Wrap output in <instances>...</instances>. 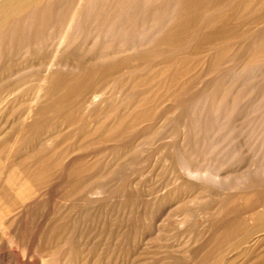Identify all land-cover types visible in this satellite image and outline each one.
<instances>
[{"label":"rangeland","instance_id":"rangeland-1","mask_svg":"<svg viewBox=\"0 0 264 264\" xmlns=\"http://www.w3.org/2000/svg\"><path fill=\"white\" fill-rule=\"evenodd\" d=\"M188 1L95 0L48 75L76 0H44L1 34L0 79L16 90H0V264L264 263V0H211L186 32Z\"/></svg>","mask_w":264,"mask_h":264},{"label":"bare ground","instance_id":"bare-ground-1","mask_svg":"<svg viewBox=\"0 0 264 264\" xmlns=\"http://www.w3.org/2000/svg\"><path fill=\"white\" fill-rule=\"evenodd\" d=\"M43 1L44 0H0V36H1V34L2 33H5L6 31H9L11 28L10 27H15V26H10V25H17L16 27H18V28H22V26H26V23L28 22L27 20H25V21H22L21 20V17H22V15L23 14H27V13H29V12H32V13H34V10H35V8H37V7H43L42 6V3H43ZM175 2H176V0H174ZM183 1V0H182ZM186 1H188V0H186ZM192 1V5L190 6V8L192 9V8H194V9H190V11H192V12H190V13H188V14H183L182 16H177V20L176 21H178V24L177 25H179V27L178 26H176L177 27V29L178 28H181L180 26H187V27H189V30L191 29V28H193L192 26L194 25L193 23H192V21H194L196 18H198L199 16H198V13L200 12V10H199V8H204V7H206V6H208L210 3V1L211 0H191ZM214 1H217V0H213V2ZM218 1H221V0H218ZM249 1H251V0H249ZM248 1V2H249ZM58 2V1H57ZM222 2V1H221ZM225 2V1H224ZM226 2H227V0H226ZM258 2V1H257ZM188 3H189V1H188ZM207 3H208V5H207ZM215 3V2H214ZM218 3V2H217ZM223 3V2H222ZM221 3V4H222ZM228 3H230L231 4V2L228 0ZM252 3V2H251ZM263 3V2H262ZM181 4H182V2H181ZM186 4H187V2H186ZM226 4V3H225ZM247 4V3H246ZM245 3H244V5H246ZM46 5V4H45ZM91 6L90 8H91V11H86L87 9H86V7L87 6ZM173 5H175V3L173 4ZM183 5V4H182ZM206 5V6H205ZM212 5H214V4H212ZM216 6V5H215ZM220 6V5H219ZM232 6V5H231ZM230 6V7H231ZM238 6H240V5H238ZM238 6H233L234 8L235 7H237V8H239ZM242 6H243V4H242ZM264 6V5H263ZM95 7H96V3H95V0H76V2L74 3V5L72 6V8H71V10H69V12H68V15H67V18L66 19H64V21H65V23H64V25H62V29H61V31L59 32V34H58V37H57V39H56V44H55V47L53 48V50H52V53H51V57H50V60L47 62V64H45L44 66H45V71H44V73L46 72V74L48 75V73L50 74V72H51V69H52V67H55V65L56 66H58V67H60V65L58 64V61H57V59H56V56L57 55H59V53L63 50V48L67 45V41L71 38V37H73V36H75V34H76V32L77 31H79L84 25H85V23H87V21H89V20H91V15L90 14H92L93 12H94V10H95ZM163 7V6H162ZM184 7V6H183ZM186 7V6H185ZM226 7V6H225ZM232 7V8H233ZM249 7L250 6H248V9H249ZM253 7V6H252ZM257 7V6H256ZM255 7V8H256ZM258 7H260V3L258 4ZM262 7V6H261ZM130 8V7H129ZM207 8V7H206ZM229 8V7H228ZM245 8V7H244ZM43 9L44 8H42L41 9V13L39 14V16H40V18L43 16ZM131 9V8H130ZM175 9V8H174ZM178 9H180V8H178ZM185 9V8H184ZM196 9H198L199 11L198 12H196ZM208 9V8H207ZM206 9V10H207ZM188 10V9H187ZM210 10V9H209ZM215 10H218L217 8L215 9ZM214 10V11H215ZM239 10H240V8H239ZM250 10H251V8H250ZM249 10V11H250ZM261 10V9H260ZM161 11V10H160ZM184 11V10H183ZM182 11V12H183ZM189 11V10H188ZM255 11V10H254ZM171 12V11H170ZM182 12H180V13H182ZM203 12V11H202ZM210 12H212V11H210ZM108 13V12H107ZM187 13V12H186ZM176 14H178L177 13V10H176ZM203 14V13H202ZM201 14V15H202ZM263 14V13H262ZM55 15H56V13L54 14V17H55ZM261 15V14H260ZM30 16V15H29ZM174 16V18H175V15H173ZM97 17V16H96ZM173 18V17H172ZM204 18H205V16H204ZM208 18H210V17H208ZM259 18V17H258ZM261 18H262V16H261ZM261 18H259V19H261ZM206 21L207 20H212V18H210V19H205ZM30 22H31V20H30ZM41 22L42 21H40V24H41ZM210 21H208V23H209ZM228 22V21H227ZM12 23V24H11ZM14 23V24H13ZM201 23V22H200ZM204 23H206V22H204ZM212 23H214V21L212 22L211 21V25L213 26V24ZM220 23V22H219ZM30 24V23H29ZM210 24V23H209ZM209 24L207 25V26H209ZM221 24V23H220ZM28 25V24H27ZM51 25H52V23H51ZM191 25V26H190ZM223 25V27H224V24H222ZM222 25H220V26H222ZM41 26V25H40ZM48 26V25H47ZM46 26V27H47ZM94 26V25H93ZM211 26V27H212ZM187 27H184V28H187ZM191 27V28H190ZM198 27H200V26H198ZM210 27V26H209ZM17 28V29H18ZM14 29V28H13ZM33 29V28H32ZM183 28H181V30H182ZM194 29V28H193ZM223 29V28H222ZM19 30V29H18ZM42 30V29H41ZM174 30H176V28L175 29H173V31ZM180 30V31H181ZM184 30V29H183ZM11 31V30H10ZM13 31V30H12ZM48 31V30H47ZM46 31V32H47ZM94 31V30H93ZM142 31V30H141ZM177 31H179V30H177ZM176 31V32H177ZM184 31H186V30H184ZM191 31V30H190ZM198 31V30H197ZM202 31V30H201ZM213 31V30H212ZM212 31L209 33L210 34V38H211V36L212 35H215L217 32L216 31H218V30H216L215 32L213 31V33H215V34H212ZM183 32V31H182ZM182 32H177L179 35H183L184 34V32H183V34H182ZM186 32H188V28H187V31ZM191 32H193V31H191ZM195 32V31H194ZM220 32V31H219ZM11 33V32H10ZM10 33H8V34H6V36L5 37H9L8 39H12V37H11V35H9ZM140 33V32H139ZM138 33V35H140ZM205 35L207 34V32L206 33H204ZM203 34V35H204ZM209 34H207V36H209ZM219 34V33H218ZM9 35V36H8ZM14 35V34H13ZM95 35V34H94ZM138 35H137V37H138ZM167 35V34H166ZM178 35V36H179ZM191 35V34H190ZM189 35V36H190ZM219 35H221V33L219 34ZM16 36V35H15ZM127 36V35H126ZM187 36V35H186ZM186 36H184V37H186ZM207 36H206V39H208L207 38ZM225 36V35H224ZM4 37V38H5ZM142 37V36H141ZM140 37V38H141ZM216 37V36H215ZM14 38V37H13ZM175 38V37H174ZM174 38H172V39H174ZM180 37H178V38H176V39H179ZM190 38V37H189ZM209 38V39H210ZM212 38H213V36H212ZM211 38V39H212ZM6 39V38H5ZM14 39H16V38H14ZM110 39H112V38H110ZM216 39V38H215ZM1 40V39H0ZM13 40V39H12ZM48 40V39H47ZM54 40V39H53ZM161 40V39H160ZM168 40V39H167ZM169 40H170V37H169ZM168 40V41H169ZM130 41V40H129ZM180 41V40H179ZM204 41H206V40H204ZM207 41H209V40H207ZM211 41V40H210ZM167 42V41H166ZM170 43H173V41L171 42V40L169 41ZM3 43V42H2ZM163 43V42H162ZM1 44V43H0ZM166 44V43H165ZM168 44V43H167ZM183 44V43H182ZM175 46V45H174ZM176 46H178V45H176ZM106 47V46H105ZM133 47H135V45L133 46ZM116 48V47H115ZM136 48V47H135ZM113 49H114V47H113ZM130 49H131V47H130ZM121 51V50H120ZM124 51V50H123ZM126 52V51H125ZM124 52V53H125ZM129 52V51H128ZM39 53V52H38ZM117 53V52H116ZM123 53V52H122ZM40 56H41V50H40ZM39 54H37L38 56H39ZM45 54V53H44ZM35 55H36V53H35ZM36 55V58L38 59V56ZM39 56V57H40ZM106 56H108V55H106ZM105 57V56H104ZM33 58V57H32ZM122 58H124V57H122ZM42 59V58H41ZM124 60V59H123ZM37 61V60H36ZM46 61V60H45ZM116 61V60H115ZM141 61V60H140ZM38 62L40 63V60H38ZM37 63V62H36ZM44 63H46V62H44ZM119 63V62H118ZM124 63H126V61L124 62ZM58 64V65H57ZM144 64H146V63H144ZM115 65H117V64H115ZM127 65V64H126ZM141 65V64H140ZM38 66H40V64L38 65ZM112 66H114V65H112ZM143 66V65H142ZM142 66H140V67H142ZM117 67V66H116ZM120 67V66H119ZM122 67H124V65H122ZM42 68V67H41ZM121 68V67H120ZM127 68V67H126ZM126 68L125 69H123L122 71H124V70H126ZM139 68V67H138ZM109 69V68H108ZM141 69V68H140ZM143 69V68H142ZM11 70V68L10 67H8L6 70H5V73H6V71H8V73L7 74H9V71ZM107 70V69H106ZM114 70V69H113ZM117 70H119V68L117 67ZM128 70V69H127ZM132 70V69H131ZM4 71V70H3ZM3 71H1V73H0V75H2L3 73ZM112 71V70H111ZM121 71V72H122ZM143 71V70H142ZM11 72V71H10ZM13 72L14 71H12V74L10 73L9 74V76L10 75H14L13 74ZM115 72V71H114ZM125 72V71H124ZM130 72V71H129ZM53 73V72H52ZM108 73H111L110 71L108 72ZM128 73V72H127ZM127 73H124V74H127ZM7 74H4V75H7ZM45 74V75H46ZM104 74V73H103ZM119 74V73H118ZM112 75V74H111ZM110 75V76H111ZM115 75H116V73H115ZM104 76V75H103ZM109 76V77H110ZM14 77V76H13ZM47 77V76H46ZM1 78L2 79H0V90H5L6 92L9 90V91H15L16 90V87H14V85H13V87H8L6 84L7 83H9L8 81V78L9 77H7L6 79L8 80L7 81V83H5V79L1 76ZM11 78V77H10ZM15 78V77H14ZM14 78H13V80H14ZM49 78V77H48ZM113 78V77H112ZM49 79H51V78H49ZM62 80V79H61ZM42 81H44V80H42ZM51 81V80H50ZM60 80H58V82H59ZM105 81V80H104ZM12 83V82H11ZM14 84H15V82H13ZM46 83V82H45ZM62 83V82H61ZM51 84V83H50ZM59 84V83H58ZM57 84V85H58ZM8 85H10V84H8ZM16 85V84H15ZM50 86V85H49ZM67 86V85H66ZM81 86V84L79 85V83L76 81H74V82H72L68 87H67V89L70 91V94H71V91L72 90H76L77 89V91H78V89L79 88H81L80 87ZM8 87V88H7ZM60 87V86H59ZM79 87V88H78ZM106 87V86H105ZM121 87V86H120ZM124 87V86H123ZM7 88V89H6ZM18 88V87H17ZM58 90H60V89H58ZM96 91V90H95ZM91 92V93H89V95H87V97H84L85 99H83V102L84 103H86L87 105H89V104H93L95 101H97L98 99H99V96L102 94L101 93V91H97V92ZM121 91V90H120ZM2 92V91H1ZM4 92V91H3ZM64 91H62V93H63ZM85 92V91H84ZM64 93H66V92H64ZM13 94V93H12ZM69 94V95H70ZM80 94V93H79ZM85 94H86V92H85ZM10 95H11V93H10ZM9 95V96H10ZM81 95V94H80ZM1 96H2V94H1ZM7 96V95H6ZM8 96V97H9ZM63 96V95H62ZM85 96V95H84ZM13 97V96H12ZM11 97V98H12ZM70 96H67L66 98H69ZM65 98V97H64ZM72 98V97H71ZM79 98V97H78ZM83 98V97H82ZM13 99V98H12ZM78 100V99H77ZM5 101H6V97L5 96H3V97H0V105H3L4 103H5ZM54 101V100H53ZM67 101H68V99H67ZM60 102V101H59ZM58 102V103H59ZM81 102V101H80ZM55 103V102H54ZM78 104V103H77ZM76 104V105H77ZM54 107V106H53ZM211 109V108H210ZM213 112V111H212ZM223 114V113H222ZM43 161V160H42ZM43 162H45V161H43ZM40 164V163H39ZM44 168V167H43ZM42 168V169H43ZM46 168V167H45ZM37 169V168H36ZM40 169V168H39ZM185 174H187L188 176H190V177H193L194 179H196V180H205L206 179V177L207 176H209V174L211 173V171H210V173L208 174L207 172L205 173V172H201L200 170H195V169H191L190 167H189V165H187V166H185ZM35 170V169H34ZM47 170V169H46ZM49 170V169H48ZM40 171V170H39ZM77 171H79V170H77ZM184 171V170H183ZM209 171V170H208ZM23 172V171H22ZM31 172V171H30ZM37 172V171H36ZM45 172H47V171H45ZM70 172V171H69ZM261 172V171H260ZM39 173V172H38ZM41 173V172H40ZM43 173V172H42ZM42 173H41V175H42ZM48 173V172H47ZM71 173V172H70ZM78 173V172H77ZM27 174H29V173H27ZM46 174V173H45ZM44 174V175H45ZM79 174V173H78ZM9 175V174H8ZM22 174H20V176H21ZM32 175V178H33V175H34V173L33 174H31ZM30 175V176H31ZM54 175V174H53ZM75 175V174H74ZM12 176H14V175H12ZM24 176V175H23ZM37 177H38V175H36ZM75 176H77V174L75 175ZM79 176V175H78ZM42 177V176H41ZM17 178V177H16ZM18 178H19V176H18ZM17 178V179H18ZM22 178V177H21ZM26 178H27V176H26ZM31 178V179H32ZM36 178V177H35ZM32 179V180H36V179ZM51 178V177H50ZM10 179H13L12 177L10 178ZM30 179V180H31ZM38 179H41V178H38ZM36 180V181H39V180ZM68 179V178H67ZM70 179V178H69ZM7 180V179H6ZM6 180H4V181H6ZM24 180V179H23ZM25 180H27V179H25ZM31 180V181H32ZM15 181V180H14ZM6 182H9L8 180L6 181ZM27 182V185H28V181H26ZM26 182H23L24 183V185L26 184ZM46 182V181H45ZM79 182V181H78ZM11 183V182H10ZM14 183V182H13ZM21 183V182H20ZM19 183V185L21 186V184ZM23 183H22V185H23ZM73 183V182H72ZM252 183V182H251ZM5 184H9V183H5ZM30 184V183H29ZM63 184V183H62ZM27 185H25V186H27ZM37 186H38V184H36ZM41 185H43V184H41ZM71 185V184H70ZM24 186V187H25ZM34 186V185H33ZM39 186H40V184H39ZM13 187H14V185H13ZM12 187V188H13ZM16 187H18V186H16ZM30 187H32V186H30ZM72 187V186H71ZM81 187H83V185L81 186ZM23 187H18L17 189H22ZM35 188V187H34ZM38 188V187H37ZM77 188V187H76ZM9 189V188H8ZM39 189V188H38ZM43 189V188H42ZM71 189V188H70ZM11 190V189H10ZM14 190V189H13ZM12 190V191H13ZM40 190V189H39ZM79 190H81V188H79ZM15 191V190H14ZM13 191V193L14 194H12V196L14 197L13 199H11L12 200V202L15 200V192ZM20 191V193H21V190H19ZM35 191H37V190H35ZM70 191V190H69ZM7 192V191H6ZM77 192H78V189H77ZM92 192V191H91ZM9 193V192H8ZM27 193V192H26ZM39 193V192H38ZM41 193V192H40ZM69 193V192H68ZM68 193H67V195H68ZM96 193V192H95ZM5 194V193H4ZM21 194H23V192L21 193ZM21 194H19L20 196H22ZM29 194V193H28ZM27 194V195H28ZM33 194V193H32ZM37 194V193H36ZM74 195L75 194V192L74 193H71V195ZM77 194V193H76ZM90 194V193H89ZM249 194V193H248ZM8 195V194H7ZM18 195V194H17ZM16 195V196H17ZM26 195V196H27ZM40 195V194H39ZM93 195H95V194H93ZM252 195V194H251ZM9 196V195H8ZM7 196V197H8ZM32 196H34V195H32ZM88 196V195H87ZM92 196V195H91ZM96 196H97V194H96ZM17 197H19V196H17ZM16 197V199L17 200H15V202H17L18 201V199L19 198H17ZM71 196H69L68 197V199L70 198ZM249 197V196H248ZM247 197V198H248ZM11 198V197H10ZM23 198V197H22ZM29 198V197H28ZM31 198V197H30ZM38 198V197H37ZM37 198H36V200H37ZM66 199H67V197H65ZM67 199V200H68ZM21 200H23V199H21ZM27 200V199H26ZM257 200H259V199H257ZM10 201V200H9ZM28 201V200H27ZM31 201V200H30ZM33 201V200H32ZM64 201V200H63ZM242 201H243V199H242ZM242 201H241V203H242ZM62 202V201H61ZM60 202V203H61ZM66 202V201H65ZM72 202V201H71ZM18 203H20V202H18ZM36 203V202H35ZM67 203V202H66ZM94 203V202H93ZM21 204V203H20ZM24 204V203H23ZM81 204H84L83 202L81 203ZM95 204V203H94ZM22 205V204H21ZM63 205H65V204H63ZM264 206V204H261V207H263ZM52 206V205H51ZM68 206V205H67ZM244 206V205H243ZM23 207V206H22ZM70 207V206H69ZM83 207V206H82ZM252 207H253V205H252ZM52 208V207H51ZM72 208V207H71ZM73 208H75V207H73ZM264 208V207H263ZM261 209V211H263L264 209ZM18 209V208H17ZM60 209H61V207H60ZM69 209V208H68ZM2 210V209H1ZM0 210V211H1ZM5 210V209H4ZM16 210V209H15ZM14 210V211H15ZM96 210H97V207H96ZM253 210V209H252ZM24 211V210H23ZM52 211V210H51ZM59 211V210H58ZM69 211H71V209L69 210ZM68 211V212H69ZM96 212V211H95ZM9 213H11V212H9ZM60 212H58V214H59ZM66 213V212H65ZM70 213V212H69ZM68 213V214H69ZM218 213V212H217ZM52 214H53V212H52ZM57 214V213H56ZM67 214V215H68ZM250 214V213H249ZM255 214V213H254ZM262 214V213H261ZM1 215V214H0ZM64 215H66V214H64ZM74 215H75V213H74ZM5 216V215H4ZM249 216V215H248ZM247 216V217H248ZM262 216H264V211H263V215ZM51 217V216H50ZM54 217V216H53ZM59 217V216H58ZM74 217V216H73ZM82 217V216H81ZM246 217V216H245ZM14 218V217H13ZM66 218H68V217H66ZM212 218V217H211ZM210 218V219H211ZM215 218H216V216H215ZM220 218V217H219ZM250 218V217H249ZM4 219V218H3ZM52 219V218H51ZM61 219V218H60ZM65 219V218H64ZM97 219V218H96ZM62 220V219H61ZM212 220H214V219H212ZM211 220V221H212ZM263 220V219H262ZM98 221V220H97ZM96 221V222H97ZM264 221V220H263ZM45 222H47V221H45ZM48 222H49V220H48ZM62 222V221H61ZM65 222V221H64ZM73 222V221H72ZM86 222H87V220H86ZM94 222H95V220H94ZM93 222V223H94ZM110 222V221H109ZM108 222V224L110 225V223ZM261 222V221H260ZM12 223V222H11ZM44 223V222H43ZM81 223H82V219H81ZM100 223H102L103 224V222L101 221ZM105 223V222H104ZM112 223V222H111ZM187 223V222H186ZM246 223V222H245ZM249 223V222H248ZM3 224V223H2ZM1 224V225H2ZM91 224H92V222H91ZM106 225H107V223H105ZM195 224V223H194ZM43 225H45V224H43ZM50 225H52V224H50ZM58 225V224H57ZM88 225V224H87ZM99 225H101V224H99ZM200 225V224H199ZM201 225H203V224H201ZM214 225V224H213ZM8 226V225H7ZM6 226V227H7ZM35 226V225H34ZM55 226V225H54ZM71 226V225H70ZM96 226H97V224H96ZM95 226V227H96ZM108 226V225H107ZM177 226V225H176ZM193 226V225H192ZM260 226V225H259ZM51 227V226H50ZM73 227V226H72ZM80 228H81V226H79ZM94 227V225H92V227L91 228H93ZM100 227V226H99ZM109 227V226H108ZM199 227V226H198ZM201 227V226H200ZM234 227H236V226H234ZM19 228V227H18ZM44 228V227H43ZM84 228V227H83ZM90 228V227H89ZM101 228V227H100ZM107 228V227H106ZM109 228H111V227H109ZM193 228V227H192ZM218 228V227H217ZM240 228V227H239ZM246 228V227H245ZM23 229V228H22ZM41 229V228H40ZM70 229V228H69ZM86 229V228H85ZM157 229V228H156ZM200 229V228H199ZM14 230H16L15 228H14ZM73 230V229H72ZM89 230H91V229H89ZM197 230H198V228H197ZM211 230V229H210ZM219 230H220V228H219ZM11 231V230H10ZM23 231V230H22ZM60 231H61V229H60ZM88 231V230H87ZM206 231V230H205ZM209 231V230H208ZM214 231V230H213ZM233 231H236V230H233ZM259 231V230H258ZM258 231H256V232H258ZM262 231V230H261ZM41 232V231H40ZM43 232V231H42ZM41 232V233H42ZM53 232V231H52ZM62 232H64V230L62 229ZM70 232V231H69ZM90 233L92 232V231H89ZM88 232V233H89ZM96 232H97V230H96ZM221 232V231H220ZM222 232H223V230H222ZM18 233V232H17ZM22 233V232H21ZM66 233H68V232H66ZM89 233V234H90ZM197 233V232H196ZM210 233V232H209ZM215 233V232H214ZM213 233V234H214ZM225 233V232H224ZM252 233H254L253 231H252ZM12 234H14V233H12ZM24 234V233H23ZM53 234V233H52ZM94 234V233H93ZM212 234V235H213ZM220 234V233H219ZM233 234H235L234 232H233ZM46 235V234H45ZM57 235V234H56ZM71 235V234H70ZM77 235H79V234H77ZM196 236L198 235V234H195ZM228 235V234H227ZM230 235H232V234H230ZM243 235V234H242ZM18 236V235H17ZM44 236V235H43ZM51 236V235H50ZM99 236V235H98ZM216 236V235H215ZM262 236V235H261ZM37 237H39L40 238V235L39 236H37ZM47 237V236H46ZM46 237H45V239H46ZM58 237H59V235H58ZM70 237V236H69ZM79 237V236H78ZM186 237V236H185ZM199 237H200V235H199ZM221 237V236H220ZM245 237H246V235H245ZM11 238V237H10ZM19 238H20V236H19ZM18 238V239H19ZM43 238V237H42ZM41 238V239H42ZM82 238V237H81ZM88 238V237H87ZM96 238H98V237H96ZM202 238V237H201ZM211 238V237H210ZM239 238V237H238ZM259 238V237H258ZM38 239V238H37ZM59 239V238H58ZM84 239H85V237H84ZM195 239V238H194ZM216 239V238H215ZM242 239V238H241ZM244 239V238H243ZM246 239V238H245ZM22 240V239H21ZM28 239L26 238V241H27ZM39 240V239H38ZM37 240V241H38ZM48 240V239H47ZM56 240V239H55ZM66 240V239H65ZM79 240H81V239H79ZM86 240V239H85ZM184 240V239H183ZM182 240V241H183ZM197 240V239H196ZM199 240H200V238H199ZM223 240H226V239H224L223 238ZM234 240V239H233ZM235 240H236V238H235ZM23 241V240H22ZM26 241H25V243H26ZM46 241V240H45ZM64 241V240H63ZM74 241H75V239H74ZM77 242H78V239L76 240ZM84 241V240H83ZM220 241V240H219ZM240 241V240H239ZM255 241V240H254ZM254 241H253V243H254ZM24 242V241H23ZM207 242V241H206ZM220 242H222V240L220 241ZM237 243L238 241H234V243ZM249 242V241H248ZM29 243V242H28ZM38 243V242H37ZM78 243H80V242H78ZM194 243H197V241H195ZM205 243V242H204ZM222 243H224V242H222ZM22 244V243H21ZM34 244H35V242H34ZM42 244H43V242H42ZM45 244V243H44ZM52 244V243H51ZM54 244V243H53ZM53 244H52V246H53ZM182 244V243H181ZM183 244H185V243H183ZM221 244V243H220ZM245 244V243H244ZM19 245H20V243H19ZM23 245H24V243H23ZM39 245V244H38ZM77 245V244H76ZM76 245H75V248H76ZM81 245V244H80ZM34 246V245H33ZM36 246V245H35ZM211 246V245H210ZM214 246V245H213ZM216 246V245H215ZM215 246L213 247V248H215ZM253 246V245H252ZM257 246V245H256ZM263 246V245H262ZM17 247V246H16ZM24 247H26V246H24ZM40 247V246H39ZM42 247V246H41ZM90 247V246H89ZM96 247V246H95ZM222 247H223V244H222ZM226 247V246H225ZM224 247V248H225ZM241 247V246H240ZM32 248H34V247H32ZM65 248H67V247H65ZM87 248V247H86ZM97 248V247H96ZM133 248V247H132ZM203 248V247H202ZM233 248V247H232ZM35 249V248H34ZM63 249V248H62ZM88 249V248H87ZM207 249V248H206ZM217 249V248H216ZM245 249H247V247L245 248ZM250 249V248H249ZM47 250H49V249H47ZM46 250V251H47ZM51 250V249H50ZM53 250H54V247H53ZM58 250H59V248H58ZM83 250H86V249H83ZM209 250V249H208ZM213 250V249H212ZM219 250V249H218ZM248 250V249H247ZM33 251V250H32ZM45 251V252H46ZM97 251V250H96ZM204 251V250H203ZM223 251L225 252L226 250H224L223 249ZM222 250L220 251V252H223ZM229 251V250H228ZM242 251H244V249L242 250ZM256 251V250H255ZM34 252V251H33ZM93 252V251H92ZM201 252V251H200ZM233 252H234V250H233ZM6 253V252H5ZM208 253H209V251H208ZM227 253V252H226ZM80 254V253H79ZM78 254V255H79ZM82 254V253H81ZM85 254V253H84ZM87 254H90V253H87ZM172 254V253H171ZM200 254V253H199ZM201 254H202V252H201ZM215 254L217 255V253L215 252ZM215 254H214V256H215ZM221 254V253H220ZM66 255H68V254H66ZM83 255V254H82ZM81 255V256H82ZM198 255V254H197ZM12 256V255H11ZM46 256V255H45ZM69 256V255H68ZM80 256V255H79ZM175 256V255H174ZM196 256V255H195ZM218 256V255H217ZM217 256H216V258H217ZM14 257V256H13ZM20 257H21V255H20ZM222 257V256H221ZM221 257H219L218 256V258H221ZM56 258V257H55ZM217 258V259H218ZM18 259V258H17ZM27 259H29V258H27ZM64 259V258H63ZM94 259V258H93ZM201 260H202V258H200ZM39 260H41V259H39ZM48 260V259H47ZM204 260V259H203ZM57 261V260H56ZM74 262V261H73ZM91 262H93V261H91ZM193 262H194V260H193ZM200 262V261H199ZM202 262V261H201ZM204 262V261H203ZM203 262H202V264H203ZM206 262V261H205ZM208 262V261H207ZM210 262V261H209ZM217 262V261H216ZM216 262H213L212 263V261H211V263L212 264H217ZM222 262H223V259H222ZM264 262V261H263ZM66 263H67V261H66ZM81 263V262H80ZM85 263V262H84ZM210 263V264H211ZM92 264V263H91ZM93 264H94V262H93ZM223 264V263H222ZM264 264V263H263Z\"/></svg>","mask_w":264,"mask_h":264}]
</instances>
